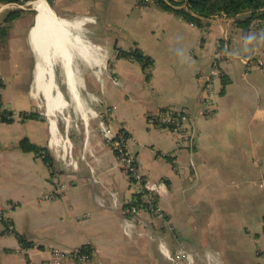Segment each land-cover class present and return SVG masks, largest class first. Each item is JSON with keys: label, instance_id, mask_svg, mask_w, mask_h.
I'll return each instance as SVG.
<instances>
[{"label": "crops", "instance_id": "1", "mask_svg": "<svg viewBox=\"0 0 264 264\" xmlns=\"http://www.w3.org/2000/svg\"><path fill=\"white\" fill-rule=\"evenodd\" d=\"M135 2L108 14L114 27H100L105 34L91 30L85 0H49L69 23L63 53L35 38L34 6V17L22 8L14 20L0 57L1 103L13 115L0 123V206L10 225L0 221V264H49V250L84 245L92 264H264V37L243 25L249 13L213 16L205 33ZM17 8L0 4V26ZM218 45L228 58L205 116L200 84ZM134 48L153 60L149 79L139 63L117 57ZM165 107L191 118L180 140L148 121ZM102 125L129 137L166 225L130 212L134 188ZM22 139L43 149L52 169L19 149ZM58 184L67 189L49 200ZM18 236L32 247L23 250ZM181 252V262L168 258Z\"/></svg>", "mask_w": 264, "mask_h": 264}, {"label": "built area", "instance_id": "2", "mask_svg": "<svg viewBox=\"0 0 264 264\" xmlns=\"http://www.w3.org/2000/svg\"><path fill=\"white\" fill-rule=\"evenodd\" d=\"M47 1V0H46ZM165 4H169L168 0H162ZM155 5V0H136L135 6L142 8L147 6ZM192 27L195 25L190 24ZM252 31L260 32L264 37V19H254L247 26ZM198 28V27H196ZM208 30L206 24L205 27L200 28ZM228 55L225 51L224 45H218L214 56L210 61L209 72L205 81L200 84L203 93V113L205 116H210L213 113L214 106V89L213 82L220 79L221 69L220 64L222 61L226 60ZM201 78L199 77V80ZM5 82L0 76V111L5 110L1 103V98L4 93ZM113 109L106 108L101 114L103 119L110 116ZM8 112V110H7ZM6 118H12V114L5 116ZM148 121L153 125L169 130L175 137L179 140L182 139L186 134H188L189 127L191 124L190 116L183 110L174 107H165L160 109L153 115L148 116ZM102 136L105 144L114 152L118 162L123 168V172L132 184L134 188V200L130 212L132 215H136L140 211H145L152 215L153 217L160 220L162 225H166L165 215L159 206L158 197L155 193V188L149 186L143 175L140 173L137 166L136 154L133 151L132 145L130 144L129 137L122 131H114L109 125H102ZM257 186L264 189V179H261ZM67 189L66 184H58L54 186L53 191L48 195V199L52 201H57L61 198V195ZM6 209L0 206V221L3 222L6 227L10 228V225L5 219ZM32 246L28 247L31 248ZM28 248L22 247L23 250ZM50 253L49 264H92L90 252H83L81 248L68 250V249H51L48 251ZM172 261L176 263L186 259V256L181 252L174 256H169Z\"/></svg>", "mask_w": 264, "mask_h": 264}, {"label": "trees", "instance_id": "3", "mask_svg": "<svg viewBox=\"0 0 264 264\" xmlns=\"http://www.w3.org/2000/svg\"><path fill=\"white\" fill-rule=\"evenodd\" d=\"M32 0H0V4H14L24 6ZM169 4H165L162 0H155L156 7L164 11L172 12L174 15L182 19L188 24L195 25L198 28L206 26V20L216 15H225L229 18H236L243 13H249V16L242 21L243 25L248 26L254 19H264V0H168ZM28 7V6H26ZM23 9L17 8L8 12L2 25L0 26V57H6L8 54L7 40L9 31L12 28L15 19L23 14ZM117 57L126 58L136 61L140 64L145 73L146 79L151 76L153 60L144 55L139 49L116 50ZM11 115L10 111H0V123H10L12 118L5 116ZM22 119L35 118L33 114H20ZM18 148L25 152H34L42 156L43 161L51 168V159L43 149L31 144L27 139H22L18 143ZM43 152V153H42ZM52 169V168H51ZM53 174V171H51ZM134 205V204H132ZM22 247L28 248L31 244H26L22 237L18 236ZM81 251L90 252V247L82 246Z\"/></svg>", "mask_w": 264, "mask_h": 264}, {"label": "bare ground", "instance_id": "4", "mask_svg": "<svg viewBox=\"0 0 264 264\" xmlns=\"http://www.w3.org/2000/svg\"><path fill=\"white\" fill-rule=\"evenodd\" d=\"M33 6L37 9V16L35 20L36 24L34 27L35 38L38 41L40 39L42 43H46L48 39H51L53 41L52 44L55 45L57 49L63 53L64 50H62V47L65 48L64 43L68 46V48L69 45H71V39L69 37L67 29L69 23L56 17L45 0H36L35 2H33ZM69 66V63H67L68 74L70 75L69 83L70 85H72L73 78L71 76Z\"/></svg>", "mask_w": 264, "mask_h": 264}, {"label": "rangeland", "instance_id": "5", "mask_svg": "<svg viewBox=\"0 0 264 264\" xmlns=\"http://www.w3.org/2000/svg\"><path fill=\"white\" fill-rule=\"evenodd\" d=\"M32 0L31 2H33ZM49 6V0L46 1ZM134 2V0H85V9L88 11V15L95 17V22L91 24V30L92 28L98 29V31L101 29L100 27H104L107 31L112 29L114 27V23L109 19L108 14L117 7L124 8L128 4ZM18 8H27L31 10V14L34 17L36 12L33 8L32 3H27L24 6L16 5ZM28 6V7H26ZM101 33L109 34V32H102ZM97 32L96 34H98ZM59 64H57L58 66ZM63 80V79H61Z\"/></svg>", "mask_w": 264, "mask_h": 264}, {"label": "water", "instance_id": "6", "mask_svg": "<svg viewBox=\"0 0 264 264\" xmlns=\"http://www.w3.org/2000/svg\"><path fill=\"white\" fill-rule=\"evenodd\" d=\"M30 3H32V2H30Z\"/></svg>", "mask_w": 264, "mask_h": 264}]
</instances>
